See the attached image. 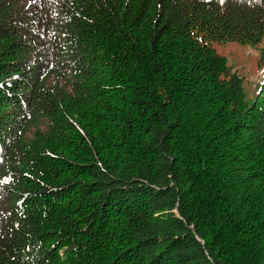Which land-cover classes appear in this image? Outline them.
<instances>
[{
	"label": "trees",
	"instance_id": "16d2710c",
	"mask_svg": "<svg viewBox=\"0 0 264 264\" xmlns=\"http://www.w3.org/2000/svg\"><path fill=\"white\" fill-rule=\"evenodd\" d=\"M264 0H0V264H264Z\"/></svg>",
	"mask_w": 264,
	"mask_h": 264
},
{
	"label": "rangeland",
	"instance_id": "374dc122",
	"mask_svg": "<svg viewBox=\"0 0 264 264\" xmlns=\"http://www.w3.org/2000/svg\"><path fill=\"white\" fill-rule=\"evenodd\" d=\"M264 45V39L257 46L239 42H225L214 44L218 53L225 56L227 63L233 68L245 75V80L251 79L254 75L255 66L259 54V47Z\"/></svg>",
	"mask_w": 264,
	"mask_h": 264
},
{
	"label": "snow or ice",
	"instance_id": "6c2138e0",
	"mask_svg": "<svg viewBox=\"0 0 264 264\" xmlns=\"http://www.w3.org/2000/svg\"><path fill=\"white\" fill-rule=\"evenodd\" d=\"M221 3H223V0H221Z\"/></svg>",
	"mask_w": 264,
	"mask_h": 264
}]
</instances>
